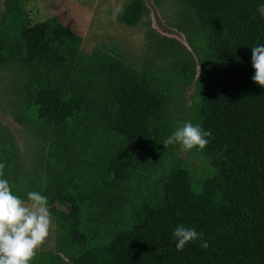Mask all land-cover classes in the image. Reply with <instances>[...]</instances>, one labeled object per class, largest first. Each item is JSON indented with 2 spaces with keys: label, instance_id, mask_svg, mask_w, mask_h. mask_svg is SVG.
Listing matches in <instances>:
<instances>
[{
  "label": "rangeland",
  "instance_id": "1",
  "mask_svg": "<svg viewBox=\"0 0 264 264\" xmlns=\"http://www.w3.org/2000/svg\"><path fill=\"white\" fill-rule=\"evenodd\" d=\"M33 28L49 44L39 60L26 52ZM214 61L192 0H0V174L22 199L45 195L51 214L30 264H74L58 246L60 229L106 241L160 202L178 169L195 192L212 181L203 149L162 143L184 122H200ZM130 89L159 107L131 114L125 136L120 93ZM64 198L81 208L77 219Z\"/></svg>",
  "mask_w": 264,
  "mask_h": 264
},
{
  "label": "trees",
  "instance_id": "2",
  "mask_svg": "<svg viewBox=\"0 0 264 264\" xmlns=\"http://www.w3.org/2000/svg\"><path fill=\"white\" fill-rule=\"evenodd\" d=\"M192 1L215 60L214 79L201 98L199 122L212 133L203 149L214 169L212 181L195 192L187 171H174L162 186L160 202L146 206L130 228L104 242L76 241L81 237L78 227L72 234L60 229L58 246L74 264H264V86L251 80L250 62V47L264 44V19L256 13L259 0ZM41 30H29L37 36L26 43L30 60H39L48 48ZM120 94L125 104L120 116L123 130L131 114L141 118L159 107L145 90ZM132 130H124L125 136H133ZM85 156L74 165H85ZM87 160L91 167L96 165ZM101 161L107 165L106 159ZM64 199L77 219L81 208ZM104 211L108 219L116 220L115 212L103 208L102 215ZM177 225L203 233L207 247L190 241L175 250L171 232Z\"/></svg>",
  "mask_w": 264,
  "mask_h": 264
},
{
  "label": "clouds",
  "instance_id": "3",
  "mask_svg": "<svg viewBox=\"0 0 264 264\" xmlns=\"http://www.w3.org/2000/svg\"><path fill=\"white\" fill-rule=\"evenodd\" d=\"M256 13L264 19V0H259ZM251 49V80L264 86V44L257 43ZM212 133L199 123L184 122L174 128L163 140V145L178 144L184 151L204 149ZM51 214L47 197L39 191L26 193V200L11 190L8 179L0 174V264H30L35 250L49 234ZM171 238L175 250L180 251L190 241H198L207 247L203 233L194 227L177 225Z\"/></svg>",
  "mask_w": 264,
  "mask_h": 264
}]
</instances>
